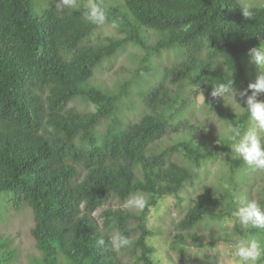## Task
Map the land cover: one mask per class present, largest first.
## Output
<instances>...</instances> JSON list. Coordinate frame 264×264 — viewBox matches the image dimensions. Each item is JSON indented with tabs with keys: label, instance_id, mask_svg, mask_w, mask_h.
Masks as SVG:
<instances>
[{
	"label": "trees",
	"instance_id": "obj_1",
	"mask_svg": "<svg viewBox=\"0 0 264 264\" xmlns=\"http://www.w3.org/2000/svg\"><path fill=\"white\" fill-rule=\"evenodd\" d=\"M33 2L0 0V195L6 205L0 216L30 211L38 252L30 264H126L121 250L138 253L141 264H157L148 244L150 211L166 197L180 204V193L198 180L202 166L231 144L203 140L185 89L203 93L204 109L217 111L213 87L232 77L236 90L247 87L241 57L264 46V7L243 8L238 0H121L103 9L105 23L97 25L86 19L85 6L60 11L53 4L36 16ZM244 9L253 12L251 19ZM113 22L124 37L93 44V34ZM149 31L157 35L152 45L146 42ZM127 44L143 50L138 69L156 80L144 84L136 73L116 92L87 85ZM171 52L174 61L152 62ZM132 86L145 112L125 123L122 100L133 104ZM76 99L92 104L94 112L69 107ZM221 115L241 133L251 121L244 109ZM171 136L176 141L161 147ZM225 156L235 193L232 176L244 161L227 151ZM135 195L147 197L138 213L106 209L101 228L92 218L111 199L125 204ZM226 199L230 209L216 212ZM239 205L229 191L204 185L176 223L172 247L180 255L188 240L199 247L193 230L205 220L233 217ZM233 231L264 246V229L242 232L236 218ZM117 234L129 243L117 247ZM17 256L9 236L0 234V264H14Z\"/></svg>",
	"mask_w": 264,
	"mask_h": 264
},
{
	"label": "rangeland",
	"instance_id": "obj_2",
	"mask_svg": "<svg viewBox=\"0 0 264 264\" xmlns=\"http://www.w3.org/2000/svg\"><path fill=\"white\" fill-rule=\"evenodd\" d=\"M89 0H75V7L85 6L87 7ZM95 2L102 8H113L121 4V0H95ZM239 4L243 8L252 7H264V0H238ZM60 3V0H34L33 2V14L40 16L42 11L49 6ZM71 7H63L59 9L60 11L67 10ZM124 34L117 32L115 28L111 25H103L98 29L92 36L91 41L96 45H105L109 39H121ZM147 44L152 45L157 41V35L155 32L149 31L146 33ZM260 46H257L258 48ZM249 52L243 54L241 57L244 66L248 73L249 83L255 82L259 70L258 68L250 62ZM144 56L142 49L135 45L127 44L125 45L111 60H106L102 65L95 71L93 79L87 85H95L109 92H116L119 84L131 79L136 73L141 77L142 83L148 84L151 76L145 73L139 68L141 59ZM176 56L173 53L161 54L160 57L156 58L152 62H160V64H165V60L174 61ZM150 64V67H154V64ZM157 78V77H156ZM153 79V81L156 80ZM151 79V80H152ZM150 80V81H151ZM152 81V82H153ZM136 87L132 86L134 97L131 102H126L125 99L122 100V105L125 106L123 110V119L125 123H133L138 121V112H145L140 101L137 99V94L135 93ZM243 88L237 89V91H242ZM186 96L188 97V106L191 109L193 115V123L200 129L203 134V140L209 137L215 138L220 144L223 142H231L228 147L216 156L215 159L206 162L202 166V170L199 173L198 180H196L192 185H188L185 190L180 193V198L182 199L180 204L176 203L174 197H166L160 204L152 209L149 214L148 228L153 232V237L149 238L148 244L154 249L152 259L157 264H237V258L233 253L232 241H236L239 235L234 233V221L235 217H224L218 221L205 220L201 223L198 228H195L193 232L197 236L199 247H193L184 245V253L178 254L176 250L172 247L174 236L176 235V223L184 216L188 205L195 200L200 194L202 187L204 185H210L217 189L220 194H224V191H229L232 196H235L236 202L240 204L243 202L256 201L262 209H264V196L262 190H264V170L254 169L253 167L247 165L244 162V167L236 171L232 180L236 186L237 191H234L231 182H229L228 174V163L226 162V151L230 153V157L233 159L239 158L233 149V144L231 139L234 134V129L238 128L225 121L222 113L229 112L230 114H239L243 112V101L240 97H237V102L241 104L238 105L231 97L223 98L217 96L214 97L215 105L217 106V111L205 110L203 107L204 96L203 93H198L193 96V88L187 87ZM250 95V94H249ZM260 100H264V94L259 97ZM69 107H74L79 112H94L95 107L92 104L86 103L80 99L73 101ZM255 126L254 121H250L248 128H253ZM245 130V132L247 131ZM244 133V132H243ZM242 133V134H243ZM203 140H201L203 142ZM176 141V138L171 136L170 138L164 140L160 143L161 147H165L170 142ZM200 141V142H201ZM2 196L0 195V211L3 206L5 207L4 201H2ZM144 196V195H143ZM147 200V197L144 196ZM240 200H237V198ZM126 204V203H125ZM125 204H121L115 199H111L103 208L97 210L92 218L98 223L99 227H102L101 213L106 209L112 210H129L133 213H138L139 210L125 207ZM231 203L228 199L223 205L216 206L214 210L216 212H227L230 209ZM239 228L243 232L245 229L249 228L240 224L238 221ZM33 226V218L28 209L21 212H14L12 210L3 211V215L0 216V234L9 236L12 240V246L18 251L17 259L14 264H30L29 258L31 256H38V252L34 247L33 239L30 236V229ZM263 230V229H260ZM132 237V239H134ZM224 239L226 241H224ZM116 245L115 238L112 240ZM247 243L248 241H244ZM213 243V245H211ZM120 255L123 253L122 259L126 264H141L137 261V254L128 252L126 250H119ZM136 253V252H135ZM257 264H259L257 262Z\"/></svg>",
	"mask_w": 264,
	"mask_h": 264
},
{
	"label": "clouds",
	"instance_id": "obj_3",
	"mask_svg": "<svg viewBox=\"0 0 264 264\" xmlns=\"http://www.w3.org/2000/svg\"><path fill=\"white\" fill-rule=\"evenodd\" d=\"M75 6V0H60L57 4L58 9L63 7ZM243 16L246 19H251L253 12L244 9ZM86 19L97 25L105 23L106 16L103 9L95 2L89 0L87 4V11L85 12ZM118 25L113 22L112 27L116 28ZM250 62L255 65L259 74L253 83H249L242 91H237L234 88L235 81L233 77L227 82H221L216 87H213L211 95L213 97H221L223 100L231 97L236 104L237 97L243 101L241 106L249 114L252 121L255 122L253 128H249L243 134L239 128H235L233 134V149L235 154L241 158L247 165L254 169L264 170V100L259 97L264 94V46L260 45L258 48H252L248 53ZM249 93H251L249 95ZM237 200H240L238 197ZM147 200L143 195H135L130 197L125 207L143 210L146 206ZM233 216L238 219L240 224L251 227L253 229H264V209L256 201L240 202V205L233 211ZM117 247L126 246L129 241L117 234L115 237ZM103 243V240L100 241ZM233 253L237 258V264H257L262 256H264V246H261L256 240H251L245 243L241 239H237L233 244Z\"/></svg>",
	"mask_w": 264,
	"mask_h": 264
}]
</instances>
